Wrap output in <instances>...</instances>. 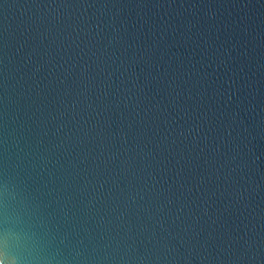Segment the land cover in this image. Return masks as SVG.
I'll list each match as a JSON object with an SVG mask.
<instances>
[{
  "label": "water",
  "instance_id": "obj_1",
  "mask_svg": "<svg viewBox=\"0 0 264 264\" xmlns=\"http://www.w3.org/2000/svg\"><path fill=\"white\" fill-rule=\"evenodd\" d=\"M0 264H264V0H0Z\"/></svg>",
  "mask_w": 264,
  "mask_h": 264
}]
</instances>
